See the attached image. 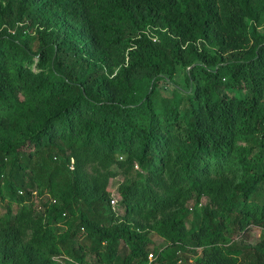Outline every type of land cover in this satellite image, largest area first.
Listing matches in <instances>:
<instances>
[{"label":"trees","instance_id":"trees-1","mask_svg":"<svg viewBox=\"0 0 264 264\" xmlns=\"http://www.w3.org/2000/svg\"><path fill=\"white\" fill-rule=\"evenodd\" d=\"M263 14L264 0H0V264H148L150 233L192 254L152 246L156 264H264V238L247 243L264 229ZM177 69L190 94L157 98ZM98 157L140 169L123 216L81 172Z\"/></svg>","mask_w":264,"mask_h":264},{"label":"rangeland","instance_id":"rangeland-1","mask_svg":"<svg viewBox=\"0 0 264 264\" xmlns=\"http://www.w3.org/2000/svg\"><path fill=\"white\" fill-rule=\"evenodd\" d=\"M257 32L259 34L264 33V14L262 15L260 19L259 26L257 27ZM36 45L33 43L32 48L35 49ZM34 69V66L32 67ZM159 84V90L157 92L156 97L157 98H170L172 95L179 94V95H189L190 89L186 83V71L182 69H177L175 75L171 78H159L158 81ZM155 98V101L158 102V99ZM1 135V134H0ZM120 162L121 159H118ZM74 159L71 158L70 160V170L72 169ZM124 162V161H123ZM82 170L81 172L89 177H94L96 179V183L91 182V186H95L96 190L99 194L107 193V196L109 197V207L111 211L117 215V216H123L124 209L121 206V196L119 194V189L125 184L129 183L131 179H129V176H135L136 172H140V169L134 165L131 169L129 166L121 163H108L105 160H103L102 157L96 158L95 162H89V163H82L81 164ZM186 207L188 209L191 207L190 204H187ZM181 208L180 204H174L170 206L166 211V216H170L173 212H175L177 209ZM40 209L37 207V209H34L33 213L31 214V217L34 218L35 215H39ZM198 215V210L195 211L194 216ZM193 215L189 217L188 224L189 226L193 222ZM34 220V219H31ZM128 220L131 221V223L136 224L140 227V231H143L147 228V224L142 223L136 214H131L128 216ZM34 224H31L29 227L24 229L21 238L24 241H28L31 236V232L33 229ZM150 236L152 238L153 244L152 246L157 249V251H170V254L168 256V260L172 261L174 258V255H176V251H179V256L183 258H188L192 256L190 253V249L188 247H178L176 249H171L167 247V244L162 241L160 238H158L155 234L150 233ZM262 238H264V229H254L249 233L248 238V245L250 247H253L256 243H258ZM152 246L149 248L150 253L153 254V257L147 256V262L148 264H156L155 263V254L152 252ZM53 260L58 264H71V260L65 256H59L54 257ZM251 260V258H247V262ZM241 264H244V262H241Z\"/></svg>","mask_w":264,"mask_h":264},{"label":"built area","instance_id":"built-area-1","mask_svg":"<svg viewBox=\"0 0 264 264\" xmlns=\"http://www.w3.org/2000/svg\"><path fill=\"white\" fill-rule=\"evenodd\" d=\"M149 257H152V255H149Z\"/></svg>","mask_w":264,"mask_h":264}]
</instances>
